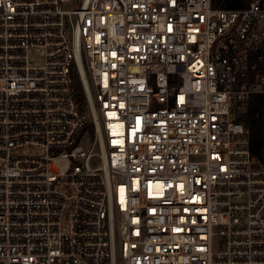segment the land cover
<instances>
[{
    "label": "built area",
    "instance_id": "2783aa9c",
    "mask_svg": "<svg viewBox=\"0 0 264 264\" xmlns=\"http://www.w3.org/2000/svg\"><path fill=\"white\" fill-rule=\"evenodd\" d=\"M253 94L264 0H0V264H264Z\"/></svg>",
    "mask_w": 264,
    "mask_h": 264
},
{
    "label": "trees",
    "instance_id": "16d2710c",
    "mask_svg": "<svg viewBox=\"0 0 264 264\" xmlns=\"http://www.w3.org/2000/svg\"><path fill=\"white\" fill-rule=\"evenodd\" d=\"M249 0H212L213 6L223 9H240L247 5ZM75 85V97L80 105L85 107L84 91L75 70H72ZM237 120L248 129V143L251 153L259 165L264 167V94H253L247 101L245 110L237 114ZM93 136V125L87 124L78 138L85 132Z\"/></svg>",
    "mask_w": 264,
    "mask_h": 264
},
{
    "label": "rangeland",
    "instance_id": "374dc122",
    "mask_svg": "<svg viewBox=\"0 0 264 264\" xmlns=\"http://www.w3.org/2000/svg\"><path fill=\"white\" fill-rule=\"evenodd\" d=\"M245 110V107L244 108H241L240 112H243ZM84 138V137H83ZM87 139V136L85 135V140ZM80 144H83V143H80ZM37 151V149H36ZM32 152H34V150H32Z\"/></svg>",
    "mask_w": 264,
    "mask_h": 264
}]
</instances>
